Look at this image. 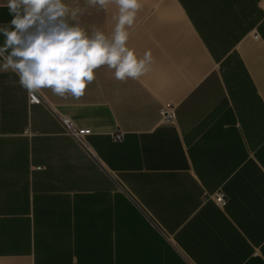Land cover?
Wrapping results in <instances>:
<instances>
[{"label":"crops","instance_id":"0c3cea01","mask_svg":"<svg viewBox=\"0 0 264 264\" xmlns=\"http://www.w3.org/2000/svg\"><path fill=\"white\" fill-rule=\"evenodd\" d=\"M64 2L111 35L116 5ZM140 3L138 79L102 66L79 99L37 105L0 72V264H264V0Z\"/></svg>","mask_w":264,"mask_h":264},{"label":"clouds","instance_id":"9594fccd","mask_svg":"<svg viewBox=\"0 0 264 264\" xmlns=\"http://www.w3.org/2000/svg\"><path fill=\"white\" fill-rule=\"evenodd\" d=\"M89 7L106 10L116 5L111 35L82 27L80 7L64 0H6L10 22L0 25V72L13 73L29 95L50 89L54 95L79 99L102 66L114 70L115 79H138L150 70L152 55L139 56L128 47L140 0H85ZM73 21V22H70Z\"/></svg>","mask_w":264,"mask_h":264},{"label":"built area","instance_id":"2783aa9c","mask_svg":"<svg viewBox=\"0 0 264 264\" xmlns=\"http://www.w3.org/2000/svg\"><path fill=\"white\" fill-rule=\"evenodd\" d=\"M29 102L31 104H40L41 99L38 94H35V96L29 95ZM160 118L161 122L165 124H172L174 121V108L171 105H164L162 109L160 110ZM61 124L64 128L65 133L75 139L77 143L83 147L85 150L88 149V145L86 142V137L90 135V130L88 129H80L76 127L69 119L67 118H60ZM115 139H120V136H115ZM215 203H217L220 206H223L225 204V197L224 194L219 191L215 193L212 197Z\"/></svg>","mask_w":264,"mask_h":264},{"label":"trees","instance_id":"16d2710c","mask_svg":"<svg viewBox=\"0 0 264 264\" xmlns=\"http://www.w3.org/2000/svg\"><path fill=\"white\" fill-rule=\"evenodd\" d=\"M240 66V65H239ZM241 67V66H240ZM241 71L244 73L245 71H243V69H241ZM245 74V73H244Z\"/></svg>","mask_w":264,"mask_h":264}]
</instances>
